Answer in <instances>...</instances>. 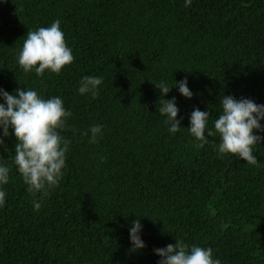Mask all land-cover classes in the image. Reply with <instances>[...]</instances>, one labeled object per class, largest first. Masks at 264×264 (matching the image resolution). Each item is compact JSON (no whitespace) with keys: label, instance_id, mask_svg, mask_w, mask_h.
Wrapping results in <instances>:
<instances>
[{"label":"trees","instance_id":"trees-1","mask_svg":"<svg viewBox=\"0 0 264 264\" xmlns=\"http://www.w3.org/2000/svg\"><path fill=\"white\" fill-rule=\"evenodd\" d=\"M57 19L73 62L25 72L27 32ZM84 76L103 79L97 97L79 93ZM185 77L191 98L173 86ZM159 82L173 86L164 98L176 97L182 118L174 134L158 112ZM19 87L61 98L70 144L37 210L14 162L17 138H4L0 264H158L154 249L176 240L211 247L221 264H264V141L252 165L221 154L214 129L224 95L264 104V0H0V88ZM197 107L211 112L203 147L188 129ZM94 125L102 134L91 143ZM137 219L146 246L130 251Z\"/></svg>","mask_w":264,"mask_h":264},{"label":"clouds","instance_id":"clouds-1","mask_svg":"<svg viewBox=\"0 0 264 264\" xmlns=\"http://www.w3.org/2000/svg\"><path fill=\"white\" fill-rule=\"evenodd\" d=\"M191 4L192 0H185V7ZM26 37L18 57V63L25 72L35 69L37 75H43L46 69H50L54 73H60L65 65L73 62L72 50L65 42L59 19L49 27L29 30ZM102 83L101 77L84 76L80 82L79 93H90L95 98L99 95L98 86ZM155 85L161 90L158 112L166 115L165 123L174 134L179 131L182 118H177L179 108L176 97L171 100L164 97L173 86H178L179 92L187 98H191L194 93L188 87L187 77L181 81L175 80L171 87L164 82ZM0 97L4 101L0 103L2 129L0 146L6 148L5 137L14 134L17 138L14 162L25 184L28 185L29 193L34 197V208L38 210L41 204L35 199L36 195L38 193L47 195L48 190L57 186L62 178L70 141L65 139L59 130L66 127L67 118L72 113L66 111L59 96L45 100L33 89L24 90L23 87H19L14 93H9L0 88ZM220 104L223 111L214 121V129L221 136L219 152L238 154L239 158L246 160L247 163L256 165L258 160L253 155L252 146L264 141V136L254 134L253 130L264 132V125L260 123L264 120V104H257L254 100L244 97L237 99L233 95H224ZM210 115L211 112L201 111L198 107L191 113L188 129L201 141L200 147L208 142L205 131ZM102 127V125L91 127V143L98 142L97 136L102 134ZM207 133L209 136L214 135L210 129ZM9 172V167L0 165V185L9 182ZM5 196V191L0 190V206L5 204ZM142 227L140 219L132 222L129 230L132 243L130 251H137L146 246L140 235ZM154 252L161 257L158 264H221L219 259H213L211 247L192 245L189 249V246L180 240H176L175 244L156 248Z\"/></svg>","mask_w":264,"mask_h":264}]
</instances>
